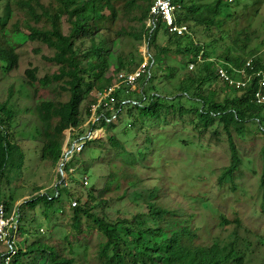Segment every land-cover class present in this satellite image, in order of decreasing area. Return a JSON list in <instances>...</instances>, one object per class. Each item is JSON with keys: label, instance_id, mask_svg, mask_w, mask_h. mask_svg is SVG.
<instances>
[{"label": "rangeland", "instance_id": "rangeland-1", "mask_svg": "<svg viewBox=\"0 0 264 264\" xmlns=\"http://www.w3.org/2000/svg\"><path fill=\"white\" fill-rule=\"evenodd\" d=\"M22 1L26 0H0V49H13L19 56L18 66L11 72L0 64V104L7 103L13 113L0 126L13 147L0 176V202H23L22 226L26 233L17 237L22 249L46 244L56 257L72 259L73 264H105L114 251L111 246L105 249L107 239L96 225V219H100L115 228V252L124 255L126 262L149 264L153 259L157 264H173L168 255L155 256L136 247L135 240L141 235L146 240L159 241L190 228L197 237L183 244L216 246L220 264H235L239 258L243 264H264V198L260 185L264 115L261 122L246 119L229 127L240 164L233 174L222 176L230 163L227 134L215 113L211 114L212 122L205 125L200 121L202 105L192 95L187 98L184 87L193 84L194 89L199 85L205 95L213 90L216 102L235 94L216 79H205V70L200 77L205 81L199 84L197 72L205 66L196 61V50L190 54L174 50L152 68L161 106L156 117H147L139 110L124 111L109 122L108 130H96L92 137L98 141H92L74 159V177L79 181L69 185L75 195H80L87 216L81 214L75 223L67 195L48 211L45 202L38 201L35 207L27 204L38 196L53 198L57 194L54 187L61 182L57 165L43 156L48 138L38 107L44 101L64 104L70 93L63 89L67 87L65 79L53 77L59 65L45 59L52 57L54 50L41 40L29 39L33 21L19 6ZM35 1L38 12L42 6L60 13L61 28L69 32L61 0ZM219 1L193 0L203 10L187 17L194 27L192 46L203 45L213 58L248 60L257 54L264 58V0H221L220 6ZM124 22L128 25V18ZM130 24L139 30V24ZM95 36L110 65L109 73L119 62L125 70L142 62L143 42L135 37L109 33ZM89 46L87 39L76 41V47L86 55L81 57L83 62L95 60L98 55ZM152 48L155 53L157 49ZM30 68H36L38 81L33 83L26 76ZM46 78V83L39 82ZM84 106L83 101L82 114ZM51 137L63 141V136ZM84 177L88 180L86 186ZM151 206L165 214L152 215ZM148 228L160 230L161 236H148L144 232ZM230 248L232 253L225 259ZM3 249L0 245V252ZM162 250L163 253L165 249ZM178 259L177 264L188 261V257ZM20 264H49V252L36 251Z\"/></svg>", "mask_w": 264, "mask_h": 264}, {"label": "trees", "instance_id": "trees-1", "mask_svg": "<svg viewBox=\"0 0 264 264\" xmlns=\"http://www.w3.org/2000/svg\"><path fill=\"white\" fill-rule=\"evenodd\" d=\"M61 1L63 6L61 11L66 15L69 24L68 33H64L61 28L60 13H52L49 9L42 6H39L41 12H38L36 10L37 8L34 7V4H38L35 0H26L19 3V6L25 9L28 15L32 17L33 22L28 29L29 39L32 41L41 40L47 45V47L54 50V55L52 57H45V59L59 65V72L54 74L53 77L55 79H65L67 87H63V89L70 93V98L66 103L62 104L44 101L39 105L37 110L38 116L46 129L48 138L44 145L43 156L46 159H51L57 166L60 162H63L64 140L66 139V131L68 129H76V131H72L69 147L72 146L71 143L79 137L86 135L91 129L108 130L109 123L107 122V119L112 118L113 116V111L110 110L105 113L106 118H102L96 124L93 125V123L89 122V124L86 125V123L92 115V105L97 102L98 95L109 87L115 85L118 80L119 72L127 69L124 68L123 63L119 62L118 65H116L115 71L109 73L111 68L105 60L106 55L103 54V48L99 47L98 37L95 36L96 34L109 33V35H116V37L128 35L135 37L139 43L143 42L145 36H149V47L155 61L154 65L159 64L163 55L172 53L174 50L179 53L187 54L196 50V61L202 64V67L205 66V69H200L197 72L199 75L197 79L200 80L199 84L201 85L205 81L200 79L201 74L205 70V79H216L218 82L223 83L224 86H226L216 72L215 63L210 60L213 59V57L207 54L203 45L195 44L192 46L191 44L195 35L194 27H192L187 21L188 14L191 16H197L203 10V7L199 4H195L193 0H174L175 4L182 6L181 13L177 17V22L189 26V33H185L184 35L171 34L161 24H159L158 28L151 35L148 34L146 22L149 11L155 0ZM187 2L189 3L187 4ZM227 2H229V0ZM218 5H221V0ZM127 18L128 25L124 22V19ZM131 22L139 24V30L136 26H132L130 24ZM79 39L88 40L90 44L89 49L98 54L95 60L86 59L85 62L81 60L82 55H86L80 50V48L76 47V41ZM160 41L164 44L160 45ZM152 47L157 49L155 53H153ZM199 56H201L202 60H199ZM214 59L217 61L223 60L224 62L232 63L236 66H240L247 62L246 59L238 60L229 57L224 59ZM250 59L253 60L252 67L254 70H264V58L260 57L259 54L251 56ZM18 63L19 56L13 49H0V64L4 66L6 71H13L18 66ZM137 66L126 71L134 70ZM26 76L32 83L38 81L36 68L27 69ZM48 79L49 78L39 80V82L46 83ZM192 83L194 82L191 81L190 84ZM140 85L143 88V95H137L133 92L130 94H124L123 88L115 90L113 94L116 100L113 104L115 109L114 113L118 112V116H121L124 111L127 112L129 109H133L141 111V113L147 117H156L158 115L161 107L159 104V89L154 84L152 69L151 76L148 78V76L145 75L140 81ZM191 87H193V84L191 86L189 84L186 85L184 87V93L187 98L188 95H192V97H196L201 103L203 110L200 112V121L206 125L207 122H212V113L219 116V122L222 124L223 130L227 134L230 151V163L224 168L222 176L231 175L238 169L240 159L231 139L229 127L232 124H237L246 119H258L261 122L260 117L262 114L264 115V108L257 105L253 100L256 81L253 80L249 86L241 90H234L228 87L235 95L231 99H224L222 102H216L214 100L213 90H210L205 95L201 92V86L198 85L194 89ZM127 99L137 100L138 104L128 103L121 105V101ZM83 101L85 106L84 113L82 114L80 111V105ZM102 111L103 109H100L98 114ZM12 116L13 113L7 108V103L0 104V126L2 127V121L4 119L8 120L12 118ZM262 132L264 136V130H262ZM53 134L61 137L63 136V141L59 142V139H53L51 137ZM92 141L98 140H88L85 144L84 151ZM114 144L116 146L120 145L117 141H114ZM12 151L13 147L10 143L9 136L0 131V176L4 173V170H6ZM84 151L76 153L65 167L66 172L69 173L71 177L70 184H77L79 181L74 177V174L71 173L70 170L76 168L73 164L74 159H76L77 155L83 154ZM261 151L264 157V144ZM260 185L262 187L264 198V162L262 173L260 175ZM71 190L70 186L63 183L59 185V195L57 197L54 195L53 198L49 199V196H38L32 199L31 202H27V204L35 207L36 202H45V211H48L56 201L60 200L61 196L64 197V195H67V198L70 199V201L74 199L78 201V206L76 207H73L71 203L69 205V207L74 210L75 223H78L80 215L84 214V216H87L88 211L86 210V207L82 205L80 195H75ZM2 201L4 200H1V202ZM4 202L7 209H10L14 205L13 201ZM21 209L23 215V205ZM150 212L153 213L152 215L158 217H162L165 214L164 210L152 206L150 207ZM22 215L21 224L19 226V236L26 233L24 232L25 226H22ZM96 225L97 228L104 233L107 239L105 249L111 246L112 251H114L112 256L106 258L105 264H148L147 262H126L124 255L115 252L117 247V232L115 228L106 226L100 219H96ZM144 232L148 236H157V238L162 234L160 230H152L150 228L146 229ZM196 237L195 232L191 231L190 228H185L181 230L180 233H174L166 239H160L159 241L146 240L139 235L135 240V245L140 249H145L148 252L154 253L155 256L168 255L170 259L174 260L173 264H177L179 257H188V261H180L178 264H220L221 260L216 256V246L204 247L195 243L186 246L183 244L185 240L195 239ZM162 249H165L163 253ZM36 251L49 252V264H73L72 259L56 257L54 251H52L46 244L30 246L29 249H22L20 245V251L12 264H20L23 259L28 258L30 255H34ZM103 253L105 254V251H103ZM231 253L232 248L229 249L225 259H228ZM149 264L157 263L153 262L152 259L149 261ZM235 264H243V260L241 258L236 259Z\"/></svg>", "mask_w": 264, "mask_h": 264}, {"label": "built area", "instance_id": "built-area-1", "mask_svg": "<svg viewBox=\"0 0 264 264\" xmlns=\"http://www.w3.org/2000/svg\"><path fill=\"white\" fill-rule=\"evenodd\" d=\"M181 10L182 6L175 4L174 0H155L149 11L146 22L148 34L151 35L158 28L159 24L163 25L171 34L184 35L185 33H189L190 30L187 24H179L177 22V17L181 13ZM142 48L143 60L140 65L131 71H120L117 83L98 95V100L92 105V115L86 125H88L89 122L94 125L102 118H106L105 113L108 110L113 111L112 118L107 119L108 123L111 122L113 118H117L118 112L114 113L115 109L113 105L116 101L113 96L115 90L123 88L124 94H130L133 92L137 95H143V88L140 85V81L145 75L148 76V78L151 76V69L155 62L150 52L149 36L144 37ZM199 60H202L201 56H199ZM210 60L215 63V69L219 78L231 89H244L255 80L256 89L253 93V100L257 105L264 108V70H254L252 67V59H248L247 62L240 66H235L232 63L224 61H217L214 58ZM190 68L192 69L193 66H190ZM128 103L138 104V101L131 99L121 101V105ZM100 109H103V111L98 114ZM96 130L104 129L89 130L86 135L79 137L71 143V147H69V143L72 131H76V129L71 128L66 131V138L68 137L67 132H69L70 136L67 138L65 146L63 147V162H60L57 166V169H59L58 176L61 178V182L54 187L57 193L55 197L59 195V185L65 183L67 186H70L71 177L65 170L66 165L76 153L84 151L85 144L88 140L95 139L92 135ZM70 154H73L72 158H70ZM76 171V168L70 170L74 175ZM66 174L68 175V178H66ZM83 184L84 186L88 185L87 177L83 178ZM71 204L73 207H76L78 206V201L75 199L71 200ZM22 205L23 202L14 204L10 209H7L5 202H0V245H3L4 247L2 252H0V258L3 261L2 264H12L20 251V243L17 242V237L19 236V226L21 224Z\"/></svg>", "mask_w": 264, "mask_h": 264}]
</instances>
